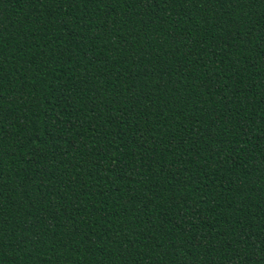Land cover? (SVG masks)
Instances as JSON below:
<instances>
[{"label":"trees","instance_id":"1","mask_svg":"<svg viewBox=\"0 0 264 264\" xmlns=\"http://www.w3.org/2000/svg\"><path fill=\"white\" fill-rule=\"evenodd\" d=\"M0 264H264V0H0Z\"/></svg>","mask_w":264,"mask_h":264}]
</instances>
